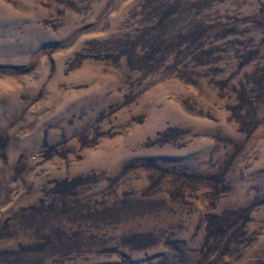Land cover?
Masks as SVG:
<instances>
[{"label": "rangeland", "instance_id": "obj_1", "mask_svg": "<svg viewBox=\"0 0 264 264\" xmlns=\"http://www.w3.org/2000/svg\"><path fill=\"white\" fill-rule=\"evenodd\" d=\"M0 264H264V0H0Z\"/></svg>", "mask_w": 264, "mask_h": 264}]
</instances>
